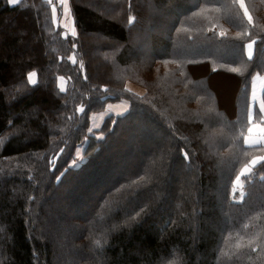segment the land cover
<instances>
[{
	"label": "trees",
	"instance_id": "obj_1",
	"mask_svg": "<svg viewBox=\"0 0 264 264\" xmlns=\"http://www.w3.org/2000/svg\"><path fill=\"white\" fill-rule=\"evenodd\" d=\"M95 1L104 2L109 10L98 11L86 0H69L78 35L63 37L54 28L59 25L47 0L16 4L0 0V160L34 155L32 162L24 163V169L0 172V264H52L57 238L42 236L39 227L41 219H46V203L56 192H61L67 203L72 200L77 206L85 205L82 213L69 214L70 221L80 226V234L67 243L68 248L79 247L82 253L78 259L71 260L63 245L59 247L63 241L57 244L60 254L69 258L68 264H264V253H256L257 243L226 239L231 233L253 230L250 221L257 212H264V204H251L264 192V158L241 176V200L233 198L236 189L227 195L232 228L226 235L222 233L218 247L216 233L204 232V224H200L203 217L205 222L209 218L210 224L207 206H214L215 196H207V205L206 185L214 186L217 173L213 167L234 145L233 138L244 149L264 147L247 145L245 135L232 132L238 126L237 117L248 116L251 78L256 73L264 75V0L246 1L252 20L244 16L237 0H198L179 12L167 32L168 50L153 51L152 56L182 59L178 92L182 99L191 98L192 108H174L161 115L155 106H145L146 96L139 97L136 104L141 110L108 115L96 133L88 128L92 105L84 112L85 124L77 123V97H87L98 87L115 86L107 53L116 52L121 63L130 62L125 55L127 47L118 49L117 45L128 46L136 32H144L142 16L150 9L163 11L180 1ZM234 10L239 11L238 17ZM90 35L99 36L94 38L97 42L93 43ZM249 40L255 42V51L251 59H245L244 44ZM174 44L210 48L212 52L199 49L182 55L169 50ZM220 48L232 49L236 56H219L216 51ZM200 66H206V75H196ZM32 71L35 83L29 80ZM221 72L237 78L232 114L220 105L210 85V76ZM60 75L71 78L67 93L58 90L56 78ZM87 102L79 103L87 107ZM216 113L220 121L216 123L215 118L211 122ZM153 116L159 121L156 132L169 139V153L160 156L157 147L142 145L120 168L129 152L122 155L123 149H118L119 131L132 128L134 118L149 120ZM204 128L209 129L207 135ZM101 132L104 136L100 139L96 134ZM81 143L85 159L76 163L74 154ZM212 145L213 149L207 147ZM208 149L212 154L206 156ZM235 158L223 183L228 190L244 162L242 152ZM207 166L212 170L206 172ZM103 172L104 180L94 181L93 194H86L87 181ZM242 208L243 214L236 213ZM251 249L255 250L247 252Z\"/></svg>",
	"mask_w": 264,
	"mask_h": 264
},
{
	"label": "rangeland",
	"instance_id": "obj_2",
	"mask_svg": "<svg viewBox=\"0 0 264 264\" xmlns=\"http://www.w3.org/2000/svg\"><path fill=\"white\" fill-rule=\"evenodd\" d=\"M179 1L180 2L178 3L175 2L166 6L167 9L163 11H161L159 8H157L156 10L155 8L150 9V12L148 11L147 15L143 14L142 16V21L146 23V26H144V28L146 27L144 32H136V34L129 40L128 46L126 44L117 45L118 49H122V47H125L126 49L127 47V53H125V55L126 57H129V59H131L130 62L121 63L117 57L116 52L107 53V56L112 63L113 74L117 80L115 86H107L104 88L98 87L97 91L94 90L95 88H92V90L94 91H92L91 94L87 97L79 95L77 97L78 103L76 104V108L81 117L79 116V121L77 123H79L80 125L85 124L86 116L84 115V112H86L87 109H89V106L92 105L93 108L90 111L88 110V128L89 130H92L91 132L95 131L96 133L97 130H100L104 119L108 115L114 114L116 117H118L123 116L130 111L132 112L141 110V106L136 103L138 98L143 96H146L148 102L145 103V106H155V108L161 113V115L169 114L173 111L174 108L184 111H187L188 109L192 108V102L190 101L191 98L186 97L182 99V96L178 92L179 85H177V82L178 80H180L179 78L181 75L179 70V63L180 61H182V59L175 57H169L165 59H153L152 56L153 51L168 50V48L165 49V43L167 42L166 39H168L167 32L170 30L174 19H176L179 12H185L198 0ZM19 2H21V0H18L17 3ZM47 3L52 7V17H54L55 24L59 25L57 27L54 25V28L58 29L63 37H67L69 35L77 36V29L74 25V17L71 11L69 0H47ZM86 3L92 8L98 9V11L106 12L110 8V6H108L104 2H96L95 0H86ZM241 5L243 6L244 3L241 2ZM234 15L238 17L239 11L234 10ZM150 17L154 18V21H152L153 19H149ZM141 29L143 30V27L140 28V30ZM151 35H153V39ZM90 37L91 40H94V43L97 42L94 38L99 36L90 35ZM154 38H156V40ZM105 41L106 40L104 39L101 42L105 43ZM199 49L201 52H212L210 48L196 49L195 46H186L184 44H174L170 47L169 50L178 54L180 53L182 55H191L193 52L199 51ZM118 51L120 50H117V52ZM129 51L130 54H128ZM216 53L219 56L229 58L236 56V51L232 49L229 50L220 48L216 51ZM196 69L200 70L198 73H196L197 76L206 75L208 71L206 66H200ZM32 73H34L35 75H32L31 80H29L30 82H36V73L34 71L30 72V74ZM100 74L102 73L100 72ZM209 81L211 87L216 91L219 97L220 105L232 114L234 96L238 85L237 78L232 75L221 72L217 76H210ZM56 83L58 90L61 93H67V91L72 85L71 78L63 75H60L58 78H56ZM189 90L192 92L191 89ZM82 100L89 101L87 102V107L84 104L79 103ZM143 101L145 102V99H142V102ZM210 101H213V99H210ZM217 115L218 113L212 115L210 121L212 120L213 122H215V118H217L216 123L220 121V118L217 117ZM148 119L149 120H144L142 117L134 118L132 121H130L132 128L128 130L125 129L127 127H123L122 130L119 131L116 138V144L118 143V149H123L121 150L122 155H125V152H129L126 154L128 155V158L121 163L120 168H122L128 161H130V156L132 155V152H137L138 147L142 145L157 147L160 150V156L167 155L169 153L167 152L168 149L166 148L169 145V139L167 137H164V135L162 136L161 132H156V125L159 121L154 116ZM167 123L171 125L169 122ZM232 123L235 124V121H233ZM248 123L249 122L247 115L246 117H244V119L241 116H238V126H235V130L232 132H236L238 136L244 137V135H246ZM208 126L210 127V125ZM227 127L229 129L232 128V126L229 124H227ZM206 128H208L207 125ZM208 132L209 129L204 128V134L207 135ZM96 135L99 136L100 139L104 136L102 132ZM210 139L211 141H214L213 137H211ZM233 140L234 145L230 146V148L227 150V153L221 157H218L221 160H217L213 167V169H215L217 173V180L214 186H212V188L211 186L206 185V187L208 188V192L204 196V199L206 200L207 196L214 195L215 201L214 206L212 208L207 206V210H209L208 213H210L211 218L210 224L208 225L209 218L206 219L207 221L205 222L204 217L202 218V222L200 224H204V232L205 230H207L208 232L214 231L216 233L218 244L217 247L219 246V242H221L220 239L224 237L222 233L225 231L226 235L227 231L232 228V214L228 216L229 209L227 208L228 206H226L227 195L233 189H236V195L233 192V198L236 199L235 201L241 200L243 196L244 184V181L241 179V176L245 175V173L247 172H250L251 169L255 166V164L264 158V155L258 154L264 152V147L263 149H260L258 151L251 149L248 150L242 148V144L236 143L235 137L233 138ZM83 146L84 143L79 144L74 154L76 156V163L84 161L85 159V156L82 155V152L84 150ZM207 147L213 149L215 145ZM238 152H242L244 156V162L241 164V166L238 168V171L235 173L233 186L231 184L232 187L230 188V190H228L227 188H224L225 185H223V183L226 179V176L229 177L230 175L231 164L236 161L235 157L236 153ZM209 154H212V151L208 149V153L206 154V156H208ZM33 156L34 155H22L10 159L0 160V172L6 170H14L16 168L24 169V163L28 160L32 162L34 159ZM250 157H252V160H250ZM210 170H212V167L210 166H207V168L205 169L206 172ZM104 178L105 175L103 172L98 173V175L93 177L92 180H88L86 183L87 186L85 185L86 194L89 192L91 193L90 195H92L94 191L92 189L94 186V181H102L104 180ZM87 189L89 191H87ZM1 190H3L2 187ZM78 191L74 192L75 195L78 194ZM223 191L225 192V194H223ZM224 198L225 201L223 200ZM208 203L209 202L206 200L207 205ZM46 204H49L45 207L47 209V213L45 214L46 219L45 221L41 219L42 223L39 227V232L40 234H42V236H45L48 239L57 238V240H55L53 244L54 253L56 256H54L55 258L53 257L51 259V263L68 264L69 258H72L71 260L76 261V259H78L82 252L80 251L79 247L68 248L67 243L72 239L73 236L80 234V226L79 224L70 221L69 214L70 211L71 213H82L84 211L85 205L77 206L78 203H75L72 200L71 204L65 202L61 192H56L53 196H50ZM251 204H264V192L263 194H260V196H257L256 201H254V203L251 202ZM49 208L52 209V211H50ZM37 210L38 204L37 206H35L34 213H36ZM236 213L243 214L244 208L237 210ZM250 223L253 225V230L246 229L241 233L230 232L231 234L227 235L226 239L234 243L240 240H244L250 243H257L259 245V249L256 253H260L261 251L264 253V212H257L250 221ZM250 234L252 236H250ZM62 241L63 243L60 244L59 247H62L63 245V248L65 249L68 256L69 254L71 255L69 258H67V256L65 255H61L60 251L57 248V244L59 245V242L61 243ZM254 250L255 249L247 250V252H253Z\"/></svg>",
	"mask_w": 264,
	"mask_h": 264
},
{
	"label": "crops",
	"instance_id": "obj_3",
	"mask_svg": "<svg viewBox=\"0 0 264 264\" xmlns=\"http://www.w3.org/2000/svg\"><path fill=\"white\" fill-rule=\"evenodd\" d=\"M247 0H237L244 16L252 20V13L248 9ZM241 2L244 5H241ZM245 9H244V8ZM250 46V47H249ZM255 51V42L249 40L244 44V58L251 59ZM251 88L248 108V126L245 140L247 145H264V75L256 73L251 78Z\"/></svg>",
	"mask_w": 264,
	"mask_h": 264
},
{
	"label": "snow or ice",
	"instance_id": "obj_4",
	"mask_svg": "<svg viewBox=\"0 0 264 264\" xmlns=\"http://www.w3.org/2000/svg\"><path fill=\"white\" fill-rule=\"evenodd\" d=\"M9 2H10V3H17L18 0H9ZM249 47H250V46H249ZM32 75H35V74L32 73V74L29 75V79H30V80H31V76H32ZM31 82H32V83H35V81H31ZM185 155H187V154H185ZM137 215H139V213H138Z\"/></svg>",
	"mask_w": 264,
	"mask_h": 264
}]
</instances>
